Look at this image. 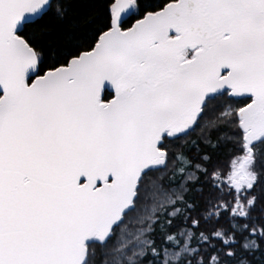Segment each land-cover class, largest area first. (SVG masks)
<instances>
[{"label":"water","instance_id":"obj_1","mask_svg":"<svg viewBox=\"0 0 264 264\" xmlns=\"http://www.w3.org/2000/svg\"><path fill=\"white\" fill-rule=\"evenodd\" d=\"M131 2H114L91 50L40 74L21 31L51 0H0V264H85L166 165L163 138L192 130L209 97L251 98L242 172L264 138V0H177L122 29ZM166 27L191 59L164 61Z\"/></svg>","mask_w":264,"mask_h":264},{"label":"trees","instance_id":"obj_2","mask_svg":"<svg viewBox=\"0 0 264 264\" xmlns=\"http://www.w3.org/2000/svg\"><path fill=\"white\" fill-rule=\"evenodd\" d=\"M175 0H136L131 18ZM115 0H51L21 35L42 74L91 50L112 26ZM251 98L225 90L207 99L195 127L166 136L164 167L145 172L134 207L105 242L88 245L85 264H264V138L252 145L255 181L239 188L233 162L248 155L238 111Z\"/></svg>","mask_w":264,"mask_h":264},{"label":"rangeland","instance_id":"obj_3","mask_svg":"<svg viewBox=\"0 0 264 264\" xmlns=\"http://www.w3.org/2000/svg\"><path fill=\"white\" fill-rule=\"evenodd\" d=\"M130 9H132V11L137 10L136 0H132ZM244 158H245V156L237 158L233 162V167H232V174H235V181L237 183L242 181L240 183L241 185L239 188H242L243 186L251 185L255 181V173L252 170V162L251 161L246 165L243 173H241L239 170L241 164L243 163Z\"/></svg>","mask_w":264,"mask_h":264},{"label":"flooded vegetation","instance_id":"obj_4","mask_svg":"<svg viewBox=\"0 0 264 264\" xmlns=\"http://www.w3.org/2000/svg\"><path fill=\"white\" fill-rule=\"evenodd\" d=\"M131 17V16H130ZM129 17V18H130ZM137 20L136 19H134V18H131V20H130V23H129V27L130 26H132V25H134V23L136 22ZM175 30H174V28L173 27H171V28H169L168 29V31L167 30H164V33H161V34H159V36H161V35H167V34H169V37L170 38H174V37H176L175 36ZM178 50H179V47L178 48H170L168 51H167V53L165 54L166 55V57H165V62H167V63H169V61L170 60H172V59H177L176 57H177V55L179 54V55H184V53L186 54V55H188V54H192L193 53V51H184V52H181V53H179L178 52ZM111 92L112 93H115V90H111ZM3 96V93L2 92H0V99H1V97ZM102 99L105 101V100H108V96H107V94H106V92L105 93H103V96H102ZM237 175V174H236ZM235 182V184L238 186V187H240V183L242 182H239V183H237L236 181H234Z\"/></svg>","mask_w":264,"mask_h":264}]
</instances>
